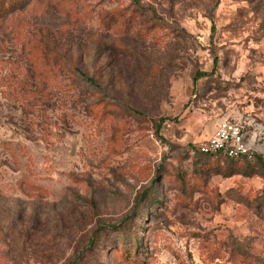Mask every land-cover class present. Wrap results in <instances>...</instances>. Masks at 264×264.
<instances>
[{
    "label": "rangeland",
    "instance_id": "obj_1",
    "mask_svg": "<svg viewBox=\"0 0 264 264\" xmlns=\"http://www.w3.org/2000/svg\"><path fill=\"white\" fill-rule=\"evenodd\" d=\"M11 1L0 264H264V168L196 151L264 124V0Z\"/></svg>",
    "mask_w": 264,
    "mask_h": 264
},
{
    "label": "built area",
    "instance_id": "obj_2",
    "mask_svg": "<svg viewBox=\"0 0 264 264\" xmlns=\"http://www.w3.org/2000/svg\"><path fill=\"white\" fill-rule=\"evenodd\" d=\"M197 150L207 156L241 159L264 167V124L249 117L221 120Z\"/></svg>",
    "mask_w": 264,
    "mask_h": 264
},
{
    "label": "trees",
    "instance_id": "obj_3",
    "mask_svg": "<svg viewBox=\"0 0 264 264\" xmlns=\"http://www.w3.org/2000/svg\"><path fill=\"white\" fill-rule=\"evenodd\" d=\"M12 3H13V5H15L16 4V2H15V0H12L11 1ZM1 5V4H0ZM4 6H5V4L4 3H2V5H1V8H4ZM198 79V77H195V81ZM92 82H94V80H91ZM199 154H201L198 150H196ZM201 155H203V156H205V157H216V156H207V155H204V154H201ZM225 157V156H224ZM238 160H241V159H238ZM244 161H246V160H244ZM260 166H262L261 164H259ZM262 168H264L263 166H262Z\"/></svg>",
    "mask_w": 264,
    "mask_h": 264
}]
</instances>
